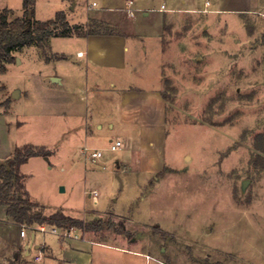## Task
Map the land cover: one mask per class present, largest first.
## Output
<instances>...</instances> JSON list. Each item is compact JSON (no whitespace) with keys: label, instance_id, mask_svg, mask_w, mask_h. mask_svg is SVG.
<instances>
[{"label":"rangeland","instance_id":"rangeland-1","mask_svg":"<svg viewBox=\"0 0 264 264\" xmlns=\"http://www.w3.org/2000/svg\"><path fill=\"white\" fill-rule=\"evenodd\" d=\"M22 1L0 0V8L12 9L15 18ZM162 1L147 4L157 7ZM126 3L37 0L36 11L48 20L66 10L72 26L89 33H131L143 25L136 18L142 11L129 17ZM177 7L149 10L148 24L161 34V55L154 38L140 43L149 52L139 74L155 73V56L162 58L161 80L146 78L140 84L157 87L162 98L161 107L150 112L145 103L141 152H109L110 140L118 135L106 131L93 135L90 149L104 150L107 168L87 164L79 131L84 82L77 81L75 97L58 84L49 86L44 76L51 67L44 61L56 57L49 46H32L15 53L0 75V162L24 145L45 147L49 156L31 158L21 167L26 190L47 216L63 211L78 217L92 208V218L101 217L96 224L104 230L98 237L72 230L79 236L106 237L125 246L136 239L131 244L136 249L176 264H264V15ZM73 43L59 39L55 48L66 50ZM116 160L123 164L115 167ZM93 190L100 194L101 211L92 207L88 194ZM45 228L47 233L36 232L37 241L54 239L53 227Z\"/></svg>","mask_w":264,"mask_h":264},{"label":"crops","instance_id":"crops-1","mask_svg":"<svg viewBox=\"0 0 264 264\" xmlns=\"http://www.w3.org/2000/svg\"><path fill=\"white\" fill-rule=\"evenodd\" d=\"M22 2L24 3V0ZM134 2L135 8L139 12L142 11L140 13L141 16L137 14L136 18L140 17V22L138 21L139 19L137 21L143 25L140 28L134 29L131 33H89L85 37L52 38L49 42V49L56 59L44 61L48 67H51L48 74L44 76L45 82H48L49 86L52 84L60 85L74 97L77 81H80V83L84 82L85 85V94L81 96V101L85 102V110L84 114H82L84 119L83 125L79 130L83 131L84 148H92L90 144L94 140L93 135L100 136L107 131L109 134L118 135L116 139H111L110 143L117 140L122 141L124 145L123 150L134 149L136 152L143 150L141 145L142 140L140 139L142 138V133L145 131L146 115L144 110L146 107L149 110L148 112L152 111L151 108L158 109L161 107L162 101L157 87L145 89L140 86V84L143 85L146 78H153L157 81L161 80L162 58L159 56L161 55L159 49L161 48L159 40L161 34L157 29H152L148 24L151 17V12H149L151 8L155 11H160V13L168 10L175 11L178 9L177 5L180 3L183 5L182 10L186 11L195 8L201 11L211 9L218 14L257 13L264 15V0H197V2L194 0H163L157 7H150L147 4V0H135ZM36 3L37 0L34 7V18L38 21H46L37 14ZM0 9H8L13 13V10L8 7ZM73 10L74 7L70 9L72 11L71 15L75 14ZM62 11L67 13L66 10ZM23 14L24 6L22 4L20 13L15 18L22 17ZM67 17L69 20L68 14ZM83 23H86V21ZM150 38H154V41H157L159 44L155 43L159 53L157 58L155 56L154 60L155 73L148 71L147 74L144 72H140L139 74L140 63L144 59L147 60V56L145 57V55L149 52L140 43H144ZM59 39L73 40L75 44L73 43L72 48L66 50L64 47L55 48V43ZM155 50L157 51V48ZM145 103H149V105L145 107ZM150 103H155L157 106H150ZM75 131L77 132V129ZM97 149L103 150L102 148ZM141 157L140 154L139 159ZM85 162L87 164H94L90 161ZM97 163L101 164L102 168L103 166H107L106 161H103V159ZM111 163L115 167L118 164H123L120 160ZM141 172L143 170L139 173ZM99 197V193L98 196L91 197L94 201L93 209L99 210ZM115 202L116 200H113V203ZM91 209H84L82 214L74 218L83 219L88 223H95L93 230L85 232L86 234L96 236L97 233L103 232L102 230H104L105 225L100 227L96 224L100 221L101 217L99 216V220L92 218L91 212L93 210ZM110 209L113 210L114 216L120 217L121 214L115 211L113 204L110 206ZM107 210H103L102 212ZM0 211L3 213V218L0 220V264H10L11 255L14 260L20 258L21 264H176L164 259V255L159 257L147 251L136 249L131 245L133 242H136V239L133 242L130 241L131 244L129 246H125L117 243V240L111 241L103 235L102 237L105 238L99 239H96L98 236L90 238L89 236H83V234L82 236L64 238L61 235L50 233L54 235V239L47 240L43 237L42 241H37V233H30L25 238H22L20 228L7 218L6 209L1 207ZM107 214L112 213H105L104 216ZM119 235H122V233L120 232ZM2 246L3 248L1 249ZM34 250L36 253L33 259H27L32 255ZM39 251L42 252L43 259L35 261V257L39 254Z\"/></svg>","mask_w":264,"mask_h":264},{"label":"trees","instance_id":"trees-1","mask_svg":"<svg viewBox=\"0 0 264 264\" xmlns=\"http://www.w3.org/2000/svg\"><path fill=\"white\" fill-rule=\"evenodd\" d=\"M35 2L36 0H24L25 13L18 18H13V13L8 9H0V75L5 74L8 65L14 62L15 53L22 52L25 48L47 47L52 38L85 37L89 34L82 26H72L64 11L57 12L54 18L46 21L36 20ZM30 12L31 20L28 18ZM262 43L264 45V34ZM41 156H49L45 147L27 144L16 148L6 162H0V208L6 209L7 218L20 229L26 227L30 233L39 232V227L45 225L64 230H93L95 223L71 217L62 211L47 216L37 210V203L30 199L26 190V176L21 172V167L31 158ZM10 264H21L20 258Z\"/></svg>","mask_w":264,"mask_h":264},{"label":"built area","instance_id":"built-area-1","mask_svg":"<svg viewBox=\"0 0 264 264\" xmlns=\"http://www.w3.org/2000/svg\"><path fill=\"white\" fill-rule=\"evenodd\" d=\"M97 6L96 3H93L92 4V7H95ZM164 9V8H162ZM127 15L129 17H135L136 13H137V9L134 7V2L133 0H128V3H127V6H126V9H125ZM123 142L120 141V140H117V141H113L110 143L109 145V148H108V151L109 152H117V151H120L122 150L123 148ZM83 155L85 157V161H90L92 163H97L98 161L102 160L104 158V151L103 150H98V149H90V148H87L85 147L84 148V151H83ZM106 167L103 166V169H105ZM124 172L127 171V169H123ZM89 197H92V196H98V192L97 191H91L89 192L88 194ZM47 225L45 226H41L39 227V231L40 232H43V233H47L46 232V228ZM49 227H53V226H49ZM61 229V228H59ZM59 229H57V227H53V229L50 230L49 233H52V234H55V235H61L63 236L64 238H71L73 236L77 237L78 235H76L72 230L73 229H68V230H65L67 233H61L59 232ZM64 230V229H62ZM27 228L26 227H23L22 228V231L20 233L21 237L22 238H25L27 236ZM33 234H35V232H32ZM43 259V255H42V252L39 251V254L36 255L35 257V261H41Z\"/></svg>","mask_w":264,"mask_h":264},{"label":"water","instance_id":"water-1","mask_svg":"<svg viewBox=\"0 0 264 264\" xmlns=\"http://www.w3.org/2000/svg\"><path fill=\"white\" fill-rule=\"evenodd\" d=\"M28 18H29L30 20L32 19V13H31V12H30ZM18 61H19V59H18ZM19 96H20V92H15V93H14V97H15V98H19ZM47 160H48V158H47ZM247 183H248L247 181L243 183V187H244V188L247 186ZM61 190L64 191V188H61ZM16 257H17V256H16Z\"/></svg>","mask_w":264,"mask_h":264}]
</instances>
